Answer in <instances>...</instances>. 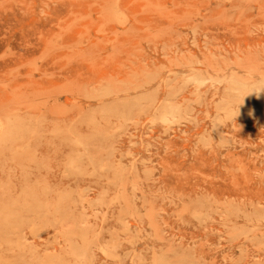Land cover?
I'll use <instances>...</instances> for the list:
<instances>
[{
  "label": "rangeland",
  "instance_id": "1",
  "mask_svg": "<svg viewBox=\"0 0 264 264\" xmlns=\"http://www.w3.org/2000/svg\"><path fill=\"white\" fill-rule=\"evenodd\" d=\"M0 264H264V0H0Z\"/></svg>",
  "mask_w": 264,
  "mask_h": 264
}]
</instances>
